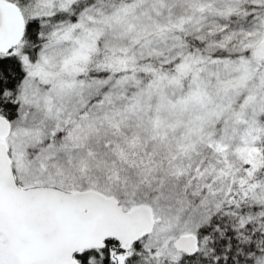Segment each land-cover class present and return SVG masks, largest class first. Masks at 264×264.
I'll return each mask as SVG.
<instances>
[{
    "label": "snow or ice",
    "instance_id": "1",
    "mask_svg": "<svg viewBox=\"0 0 264 264\" xmlns=\"http://www.w3.org/2000/svg\"><path fill=\"white\" fill-rule=\"evenodd\" d=\"M0 264H264V0H0Z\"/></svg>",
    "mask_w": 264,
    "mask_h": 264
}]
</instances>
